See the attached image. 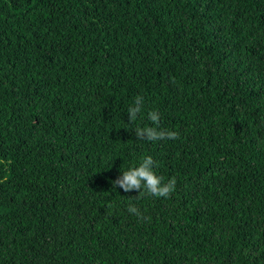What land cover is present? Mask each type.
<instances>
[{"label": "trees", "instance_id": "obj_1", "mask_svg": "<svg viewBox=\"0 0 264 264\" xmlns=\"http://www.w3.org/2000/svg\"><path fill=\"white\" fill-rule=\"evenodd\" d=\"M0 264H264V0H0Z\"/></svg>", "mask_w": 264, "mask_h": 264}, {"label": "clouds", "instance_id": "obj_2", "mask_svg": "<svg viewBox=\"0 0 264 264\" xmlns=\"http://www.w3.org/2000/svg\"><path fill=\"white\" fill-rule=\"evenodd\" d=\"M143 107V98L136 97L135 104L128 109L130 122H135L138 114ZM149 119L156 125L159 124V114L156 111L148 113ZM135 134L138 139H147L149 141L162 139H175L178 134L174 131L158 130L157 127H137ZM154 161L151 156L144 157L138 166L131 167L129 170L122 172L115 181L113 187L119 186L124 192H130L133 189L140 190L139 195H143L141 189H144L148 195L156 197H168L175 189L176 180L172 178L167 183H163V177L158 176L153 169ZM130 213L140 215L135 206L128 208ZM150 219V218H149Z\"/></svg>", "mask_w": 264, "mask_h": 264}]
</instances>
